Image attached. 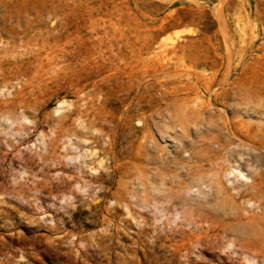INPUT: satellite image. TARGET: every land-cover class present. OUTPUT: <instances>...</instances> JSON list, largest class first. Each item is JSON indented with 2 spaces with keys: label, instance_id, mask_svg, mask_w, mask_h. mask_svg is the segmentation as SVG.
I'll use <instances>...</instances> for the list:
<instances>
[{
  "label": "rangeland",
  "instance_id": "obj_1",
  "mask_svg": "<svg viewBox=\"0 0 264 264\" xmlns=\"http://www.w3.org/2000/svg\"><path fill=\"white\" fill-rule=\"evenodd\" d=\"M260 172L264 0H0V264H264Z\"/></svg>",
  "mask_w": 264,
  "mask_h": 264
},
{
  "label": "bare ground",
  "instance_id": "obj_2",
  "mask_svg": "<svg viewBox=\"0 0 264 264\" xmlns=\"http://www.w3.org/2000/svg\"><path fill=\"white\" fill-rule=\"evenodd\" d=\"M236 89V88H235ZM234 89V90H235ZM243 95V94H242ZM258 97V99H261L262 98V96H257ZM246 98V97H245ZM249 99V98H248ZM253 99V98H252ZM242 100V99H241ZM256 100V99H255ZM243 101H245V100H243ZM241 102V101H240ZM196 104V103H195ZM241 105H243V107L241 108L242 110H244L248 115H251L253 112H257V109L255 108V102H254V100H252L251 101V99H249V100H247V101H245L244 103L243 102H241L240 103ZM240 105V106H241ZM185 106V105H184ZM168 107V106H167ZM187 107V106H186ZM185 107V108H186ZM215 107V106H214ZM162 108V107H161ZM169 108V107H168ZM183 109V108H182ZM189 109V108H188ZM200 109V108H199ZM199 109L198 110H194V111H192V112H201L202 111V109H201V111H199ZM170 112V111H169ZM191 112V113H192ZM181 113V114H180ZM179 114H180V116H179V118H178V120H179V130H180V132H177V131H174V133H175V135L176 136H178V135H180L181 137H182V135H184L186 132H188V130L190 129V125L192 124V125H195V127H196V125H200L201 123H203V119H201V118H199L200 116H198L197 114V116H195V118L196 119H193V120H191V118H189L188 117V115H187V109L186 110H184L183 112H180ZM202 113V112H201ZM193 114V113H192ZM240 114V113H239ZM238 114V115H239ZM202 116H203V114H201ZM205 115V114H204ZM178 117V116H177ZM176 117V118H177ZM204 117V116H203ZM174 118V117H173ZM163 119H164V121H165V119H167L166 118V116H165V118L163 117ZM205 119V118H204ZM209 119V118H208ZM172 120V119H171ZM175 120V119H174ZM163 121V120H162ZM243 122V121H242ZM206 123V122H205ZM240 123V122H239ZM174 124V123H173ZM176 125V124H175ZM191 125V126H192ZM239 125H241V124H239ZM170 125H168L167 123H163V130H164V132L165 133H167L166 134V136L169 134V131L171 132L172 131V129L174 128H170L169 127ZM173 126V125H172ZM235 126V125H234ZM194 127V128H195ZM239 128V127H238ZM260 128V127H259ZM171 129V130H170ZM237 129V128H236ZM177 130V129H176ZM201 130V129H200ZM210 131V130H209ZM247 133V132H246ZM253 133V132H252ZM165 135V134H164ZM254 135V134H253ZM174 136V135H173ZM172 137V136H171ZM170 137V138H171ZM154 138V137H153ZM169 138V139H170ZM256 138V137H255ZM152 139V138H151ZM174 139V138H173ZM176 140V139H175ZM174 140V141H175ZM151 143H152V141H151ZM156 143V142H155ZM155 143H153L154 145H155ZM181 143V142H180ZM241 147V146H240ZM244 147V146H243ZM244 149H246V148H244ZM248 149V148H247ZM252 149V148H251ZM241 150H243V148L241 149ZM254 150V149H253ZM208 151V150H207ZM238 151V150H237ZM246 151H248V150H246ZM239 152V151H238ZM242 152V151H241ZM244 152H245V150H244ZM256 153V152H255ZM260 153V152H259ZM240 157V156H239ZM94 160V159H93ZM99 162H101V161H99ZM250 163V162H249ZM99 166V165H98ZM95 169H96V166H95ZM94 169V170H95ZM93 170V169H92ZM99 170V169H98ZM165 171V170H164ZM162 172V171H161ZM240 172V171H239ZM115 173V172H114ZM213 174V173H212ZM240 174L241 175H243L244 176V173H242V172H240ZM83 175V174H82ZM163 175V174H162ZM217 175V174H216ZM259 175V177H260V182L257 184V187H255L256 189H254L253 191H254V193H253V195H252V197H255V199H256V202L258 203V206L260 207V209H261V215L262 216H264V173H262V172H260V174H258ZM77 177V176H76ZM83 177V176H82ZM214 177V176H213ZM245 177V176H244ZM86 179V178H85ZM79 180L80 179H78V182H79ZM95 180V179H94ZM249 180V179H248ZM76 181V180H75ZM75 181L73 182V183H75ZM214 182V181H213ZM257 182V181H256ZM149 184V183H148ZM77 185V184H76ZM79 185V184H78ZM255 185V184H254ZM254 185H253V187H254ZM143 187V186H142ZM252 187V186H251ZM217 190V189H216ZM133 191H135V190H133ZM133 191H131V192H133ZM188 192V191H187ZM135 194V193H134ZM220 195V194H219ZM219 197V196H218ZM133 198V197H132ZM254 199V200H255ZM118 200H120V199H118ZM121 201V200H120ZM124 204V203H123ZM248 236V235H247ZM264 246V245H263ZM256 247V246H255Z\"/></svg>",
  "mask_w": 264,
  "mask_h": 264
}]
</instances>
